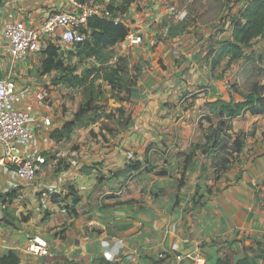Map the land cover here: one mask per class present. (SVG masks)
<instances>
[{
    "label": "crops",
    "instance_id": "1",
    "mask_svg": "<svg viewBox=\"0 0 264 264\" xmlns=\"http://www.w3.org/2000/svg\"><path fill=\"white\" fill-rule=\"evenodd\" d=\"M94 4L97 17L141 38L95 56L116 50L126 69L94 70L107 93L120 95L112 101L109 94L108 106L62 82L60 70L45 73L42 51L15 65L0 48V77L15 82L17 107L33 108L26 127L33 139L15 141L14 154L45 159L23 182L0 145V264H213L223 257L260 263L264 114L219 115L220 104L244 103L253 91L264 97V38L241 45L236 59L226 47L233 43L230 18L245 24L239 12L249 0H137L124 11L119 0ZM68 9L65 0H0V28L22 21L39 29ZM181 11L185 22L175 19ZM41 41L43 50L58 49L68 72L85 73L58 31ZM111 71L132 81L113 87L103 80ZM44 88L50 99L37 102ZM87 102L98 111L77 120ZM111 112L115 117L106 119ZM35 237L46 242V256L25 252Z\"/></svg>",
    "mask_w": 264,
    "mask_h": 264
},
{
    "label": "built area",
    "instance_id": "2",
    "mask_svg": "<svg viewBox=\"0 0 264 264\" xmlns=\"http://www.w3.org/2000/svg\"><path fill=\"white\" fill-rule=\"evenodd\" d=\"M68 10L47 18L39 29L30 27L22 21H11L0 29V48L9 56L12 63L19 65L24 63L34 54L44 48L41 37L48 38L55 32H59V41L62 46L69 47L90 41L91 32L87 28V21L93 16H99L100 11L94 4V0H65ZM178 22H185L187 13L181 11L175 15ZM118 24V21H113ZM127 42L132 45L141 43V38L128 33ZM15 82L9 77H0V145L5 149V159L17 165L16 176L20 181L28 182L35 178L45 159L41 157L19 160L14 152V142L17 140H32L33 134L27 129L31 120L33 108L25 106L17 107ZM51 90L44 88L39 90L34 98L43 103L50 99ZM50 119L45 118L44 124L50 125ZM2 160V161H3ZM25 252L36 256H46L48 248L45 241L40 238L29 240Z\"/></svg>",
    "mask_w": 264,
    "mask_h": 264
},
{
    "label": "trees",
    "instance_id": "3",
    "mask_svg": "<svg viewBox=\"0 0 264 264\" xmlns=\"http://www.w3.org/2000/svg\"><path fill=\"white\" fill-rule=\"evenodd\" d=\"M122 2L121 11L127 8L130 4L137 0H119ZM240 13V17L246 20L245 24H241L240 20L237 18H230L231 26H233V43L227 44V51L232 54V58L236 59L243 56L241 45L247 46L251 41L257 38H264V0H249L248 6ZM87 28L91 32L90 41H86L83 44L73 46V49L77 55L85 54V56H96L99 52L106 48L112 47L117 43H121L126 39L128 30L120 25L114 24L113 21H107L101 19L97 16H93L87 21ZM58 49L54 45H48L44 50H42L45 55L43 61V71L50 72L52 69H58L61 72L60 80L69 86H85L88 83V91L92 95V80L94 70H88L84 74H75L74 71L68 72V68L63 65V63L58 60ZM99 77V75H97ZM117 71H111L105 73L103 80L112 84L113 87L117 85L116 81L119 79ZM249 111L253 116H260L264 114V97L258 94L257 91H253L248 96L245 97V102L241 104H220L219 115L221 117H235L243 111ZM88 111L97 112V107H91L89 102L86 106L79 111L77 114V120ZM106 119L110 116L106 115ZM74 124H68L64 127L63 131L59 132V137H62L66 131ZM220 126V125H219ZM63 132V133H62ZM140 165L136 163L133 169H139ZM213 264H256L254 260L248 258L236 259L231 261L227 257L218 259Z\"/></svg>",
    "mask_w": 264,
    "mask_h": 264
},
{
    "label": "rangeland",
    "instance_id": "4",
    "mask_svg": "<svg viewBox=\"0 0 264 264\" xmlns=\"http://www.w3.org/2000/svg\"><path fill=\"white\" fill-rule=\"evenodd\" d=\"M80 1H89V0H80ZM118 54H119V52L116 51V50L105 51V52L102 51L99 57L85 56V54H80V55L77 56V57H79V61L78 60H77L78 62L76 61V68H80V69L83 70V72H86V73H87L88 70H95V68H99V70L102 69V70L109 71V70H111L110 69L111 66H116L117 68L121 69V68H123V66L121 64V61L119 59L118 60L115 59V57H117ZM121 70L124 73V71L126 69L124 68V69H121ZM77 74H84V73L81 72V73H77ZM91 80L93 82L92 83V88H91L92 89V92H91L92 95L88 91V87H87L88 83H87V85L83 86V92H84V95L87 97V99H88V97L90 99V96H92L93 102L104 104V105L108 106V104L110 103L111 100L112 101H116V100H118L120 98V95H116L114 93V91L111 92V93H107V90L105 89L106 85L103 83V81L101 79H99L97 77L96 74H93V76H91L89 81H91ZM125 80H126V83L132 81V79L126 74H123V76L120 77L117 81H118V83H120V82L123 83ZM109 94H111V96H112L110 98L111 100H109V98H108ZM94 106L98 107L99 105H94ZM105 108H107V107H105ZM114 109H116V113L115 114H118L120 116V118H121L122 117L121 115H123L121 108L120 107H115ZM115 114H113L111 112L108 115L110 117L114 118ZM122 118H124V117H122ZM112 124L119 126V128H121V127H123L125 125L124 122H119L117 120H114V122ZM258 256H260V258H262L263 260L260 263L259 262H257V263L258 264H264V253H262V254H260ZM255 259H258V258L256 257ZM255 259H252V260L255 261Z\"/></svg>",
    "mask_w": 264,
    "mask_h": 264
}]
</instances>
